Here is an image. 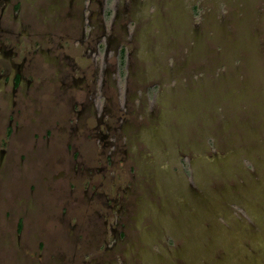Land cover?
<instances>
[{
    "label": "rangeland",
    "instance_id": "374dc122",
    "mask_svg": "<svg viewBox=\"0 0 264 264\" xmlns=\"http://www.w3.org/2000/svg\"><path fill=\"white\" fill-rule=\"evenodd\" d=\"M86 7L111 51L97 88L106 114L76 122L66 98L87 89L61 94L59 80L25 97L24 142L0 144V264H264V0ZM60 37L67 52L83 49ZM119 49L124 80L112 75ZM75 61L95 86L100 60ZM34 110L49 121L30 125Z\"/></svg>",
    "mask_w": 264,
    "mask_h": 264
},
{
    "label": "flooded vegetation",
    "instance_id": "af4514ba",
    "mask_svg": "<svg viewBox=\"0 0 264 264\" xmlns=\"http://www.w3.org/2000/svg\"><path fill=\"white\" fill-rule=\"evenodd\" d=\"M92 1L85 0L84 4L82 2V6L79 7V0H68L67 3L66 0H0V124L5 117L7 118L4 133L3 131L0 132V144L4 138L9 137L11 134L14 137L18 136L20 141L22 138L23 141L21 142H24L25 131L21 132L19 130L20 125L15 117L18 118L17 112L28 104L24 101L26 96L30 95L32 101L36 102L35 98L43 93L44 88L41 89V87L44 85V80H47L49 93L53 90L50 84L56 80L61 82L59 90L61 94L63 92L62 88L67 86L70 88L75 86L79 90L87 89L89 95L86 97L77 93H70L69 97L66 98L67 103L71 104L72 109L77 112L74 119L76 122L84 119L83 117L87 118L94 115V110L97 111H95V120L97 118V121L98 119L101 120L100 118L106 114L103 111L106 109L104 108L105 105L102 104L104 95L97 92V88L100 89L105 70H109L107 65L109 64L108 57L111 51L107 48L108 39L105 32L102 33V36H99L100 38L91 35L92 23L90 21L94 18V12L86 7V3ZM64 7L67 8L63 10ZM111 13L112 11L105 7L102 22L108 24ZM66 18L70 23L61 25L62 21H66ZM58 24L60 27L58 29L54 28ZM78 26L80 27V36L76 37ZM57 30L61 33H57ZM62 35L70 37L74 44L79 43L78 45L83 46V49L67 52V45L59 41ZM77 54L90 57L96 65L97 60H100V71L93 78L95 86L82 85L86 78L76 73L79 69L75 61V55ZM116 56L117 70H113L112 75L116 72L117 77L122 76L124 80L126 77L125 50L120 51L119 49ZM120 58H123L122 64ZM68 68L69 70H67ZM80 71L82 72V70ZM93 93L94 95L91 96L90 94ZM62 98L64 97H61L60 100ZM77 104L80 107H76ZM34 113H36L35 110ZM45 115L37 116V113L34 114L30 125L36 121H38V124L44 125L47 120L49 121V117ZM26 121L23 128L30 126ZM95 126L93 127L94 131L91 133L92 136L97 138L107 136L106 132L105 134L101 133L99 129H95ZM45 132H48L47 129H45ZM109 140L112 141L110 138ZM19 147H23V145L20 144ZM45 149L46 147L41 148L38 152L35 149H28L27 151L29 153L31 151L33 154L31 158L35 159L40 157ZM4 150L3 147H0V167L5 162L6 150ZM5 166L10 170H8L9 173L13 171L14 164L11 159L6 161ZM10 196H13V194H10Z\"/></svg>",
    "mask_w": 264,
    "mask_h": 264
},
{
    "label": "trees",
    "instance_id": "16d2710c",
    "mask_svg": "<svg viewBox=\"0 0 264 264\" xmlns=\"http://www.w3.org/2000/svg\"><path fill=\"white\" fill-rule=\"evenodd\" d=\"M122 50H124V49H122ZM120 62H121V64L123 63V58H120Z\"/></svg>",
    "mask_w": 264,
    "mask_h": 264
}]
</instances>
